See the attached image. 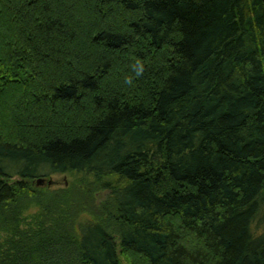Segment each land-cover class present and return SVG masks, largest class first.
I'll list each match as a JSON object with an SVG mask.
<instances>
[{"label": "trees", "instance_id": "trees-1", "mask_svg": "<svg viewBox=\"0 0 264 264\" xmlns=\"http://www.w3.org/2000/svg\"><path fill=\"white\" fill-rule=\"evenodd\" d=\"M0 82V264H264V0H0Z\"/></svg>", "mask_w": 264, "mask_h": 264}, {"label": "rangeland", "instance_id": "rangeland-1", "mask_svg": "<svg viewBox=\"0 0 264 264\" xmlns=\"http://www.w3.org/2000/svg\"><path fill=\"white\" fill-rule=\"evenodd\" d=\"M26 66V65H25ZM0 87L1 82H0ZM5 86H3L4 89ZM2 97V96H1ZM5 98V97H4ZM3 99H0V109H2V104H3ZM2 111V110H1ZM3 114V113H2ZM4 115V114H3ZM0 123L5 124L6 119H4V116L0 115ZM6 125V124H5ZM45 182L42 183L47 187L49 190H58L63 187H71L74 186L75 184H88V180H93V175L91 174H82V173H53L51 176L44 178ZM47 179H52V182L50 184L47 183ZM96 197H95V204L97 205H103L104 203L109 204L110 198H111V193L109 189H96ZM37 209L32 207L30 208L26 214L29 216L32 215Z\"/></svg>", "mask_w": 264, "mask_h": 264}, {"label": "clouds", "instance_id": "clouds-1", "mask_svg": "<svg viewBox=\"0 0 264 264\" xmlns=\"http://www.w3.org/2000/svg\"><path fill=\"white\" fill-rule=\"evenodd\" d=\"M131 70L134 75H128L124 79V84L128 86H134L135 80L141 78L146 71L145 63L143 60L137 58L131 65Z\"/></svg>", "mask_w": 264, "mask_h": 264}, {"label": "water", "instance_id": "water-1", "mask_svg": "<svg viewBox=\"0 0 264 264\" xmlns=\"http://www.w3.org/2000/svg\"><path fill=\"white\" fill-rule=\"evenodd\" d=\"M36 184H42L45 182V179L43 177H37L36 178ZM52 182V179H47V183L50 184Z\"/></svg>", "mask_w": 264, "mask_h": 264}]
</instances>
